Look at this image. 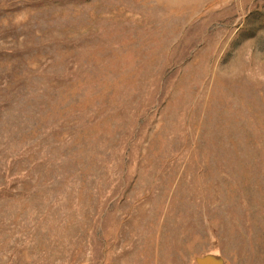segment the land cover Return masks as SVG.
Listing matches in <instances>:
<instances>
[{
    "label": "rangeland",
    "instance_id": "obj_1",
    "mask_svg": "<svg viewBox=\"0 0 264 264\" xmlns=\"http://www.w3.org/2000/svg\"><path fill=\"white\" fill-rule=\"evenodd\" d=\"M0 264H264V0H0Z\"/></svg>",
    "mask_w": 264,
    "mask_h": 264
}]
</instances>
